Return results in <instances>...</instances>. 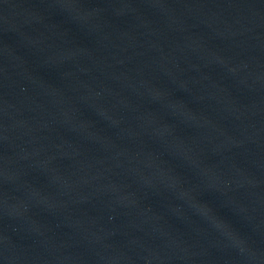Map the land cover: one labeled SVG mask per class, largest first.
<instances>
[{
	"label": "water",
	"instance_id": "water-1",
	"mask_svg": "<svg viewBox=\"0 0 264 264\" xmlns=\"http://www.w3.org/2000/svg\"><path fill=\"white\" fill-rule=\"evenodd\" d=\"M0 264H264V0H0Z\"/></svg>",
	"mask_w": 264,
	"mask_h": 264
}]
</instances>
